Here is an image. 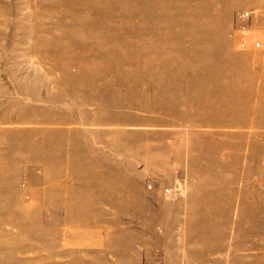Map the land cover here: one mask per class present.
Listing matches in <instances>:
<instances>
[{
	"label": "rangeland",
	"instance_id": "1",
	"mask_svg": "<svg viewBox=\"0 0 264 264\" xmlns=\"http://www.w3.org/2000/svg\"><path fill=\"white\" fill-rule=\"evenodd\" d=\"M0 264H264V0H0Z\"/></svg>",
	"mask_w": 264,
	"mask_h": 264
},
{
	"label": "built area",
	"instance_id": "2",
	"mask_svg": "<svg viewBox=\"0 0 264 264\" xmlns=\"http://www.w3.org/2000/svg\"><path fill=\"white\" fill-rule=\"evenodd\" d=\"M249 16H250L249 13H241V14H239V16H238L237 19H238V20L247 19V18H249ZM257 47H259V45H257ZM171 192H172L171 190H167V191H166V194H167V195H169V194L171 195Z\"/></svg>",
	"mask_w": 264,
	"mask_h": 264
}]
</instances>
